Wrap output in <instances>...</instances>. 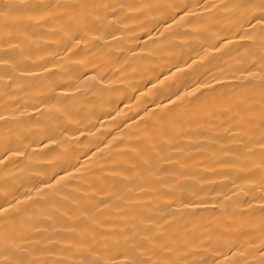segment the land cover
<instances>
[{
    "label": "bare ground",
    "instance_id": "1",
    "mask_svg": "<svg viewBox=\"0 0 264 264\" xmlns=\"http://www.w3.org/2000/svg\"><path fill=\"white\" fill-rule=\"evenodd\" d=\"M0 264H264V0H0Z\"/></svg>",
    "mask_w": 264,
    "mask_h": 264
}]
</instances>
